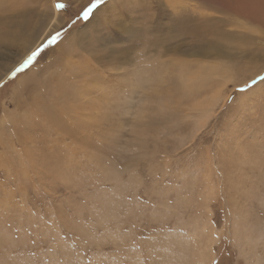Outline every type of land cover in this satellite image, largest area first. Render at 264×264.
<instances>
[{
  "label": "rangeland",
  "instance_id": "rangeland-1",
  "mask_svg": "<svg viewBox=\"0 0 264 264\" xmlns=\"http://www.w3.org/2000/svg\"><path fill=\"white\" fill-rule=\"evenodd\" d=\"M257 1L0 0V264H264Z\"/></svg>",
  "mask_w": 264,
  "mask_h": 264
},
{
  "label": "bare ground",
  "instance_id": "bare-ground-1",
  "mask_svg": "<svg viewBox=\"0 0 264 264\" xmlns=\"http://www.w3.org/2000/svg\"><path fill=\"white\" fill-rule=\"evenodd\" d=\"M208 1V0H207ZM255 1H257V0H254V2ZM264 1V0H263ZM240 2V1H239ZM250 2H251V0H250ZM254 2H251V3H254ZM258 2H261V1H257V3ZM256 3V2H255ZM255 5V4H254ZM260 5V4H259ZM257 7H259V6H257ZM260 9V8H259ZM210 24V23H209ZM211 26V25H210ZM199 27V26H198ZM197 28V27H196ZM192 31H194V30H192ZM172 35V34H171ZM174 35V34H173ZM19 37H21V36H19ZM18 39V38H17ZM226 39V38H225ZM167 41H169L170 43H172L173 42V38H168V40ZM211 51V49H209V48H204L203 49V52H210ZM203 52L201 53L202 55H203ZM209 54V53H208ZM212 54V53H211ZM207 56V55H206ZM26 57V56H25ZM22 60H20V62H21ZM20 62L19 63H17V64H15L14 66L13 65H11L10 67L9 66H7L5 69H4V71H5V73L3 74L4 75V77L3 78H6L10 73H11V70L12 69H14L16 66H18L19 64H20ZM2 75V76H3ZM25 149V148H24ZM15 158V157H14ZM21 166V165H20ZM31 167V166H30Z\"/></svg>",
  "mask_w": 264,
  "mask_h": 264
},
{
  "label": "water",
  "instance_id": "water-1",
  "mask_svg": "<svg viewBox=\"0 0 264 264\" xmlns=\"http://www.w3.org/2000/svg\"><path fill=\"white\" fill-rule=\"evenodd\" d=\"M32 53H33V52H31V54H32ZM31 54H30L29 56H31ZM29 56H28V57H29ZM28 57H27V58L21 63L20 66L16 67L15 69H13V70L11 71L10 76L13 75L14 72H15L18 68H21L22 66L25 65L26 61L30 58V57H29V58H28ZM10 76H9V77H10ZM9 77H8V78H9ZM8 78H6L5 80L3 79V80L0 82V86H2Z\"/></svg>",
  "mask_w": 264,
  "mask_h": 264
},
{
  "label": "trees",
  "instance_id": "trees-1",
  "mask_svg": "<svg viewBox=\"0 0 264 264\" xmlns=\"http://www.w3.org/2000/svg\"><path fill=\"white\" fill-rule=\"evenodd\" d=\"M93 1L94 3L92 4V7L96 6L100 2V0H93Z\"/></svg>",
  "mask_w": 264,
  "mask_h": 264
},
{
  "label": "snow or ice",
  "instance_id": "snow-or-ice-1",
  "mask_svg": "<svg viewBox=\"0 0 264 264\" xmlns=\"http://www.w3.org/2000/svg\"><path fill=\"white\" fill-rule=\"evenodd\" d=\"M63 7H64V5H63ZM63 7H62V8H63ZM29 57H30V56H29ZM29 57H28V58H29ZM254 83H255V81L253 82V84H254ZM250 86H251V85H250ZM250 86H249V87H250ZM240 90H241V91H244V90H246V89H240Z\"/></svg>",
  "mask_w": 264,
  "mask_h": 264
}]
</instances>
